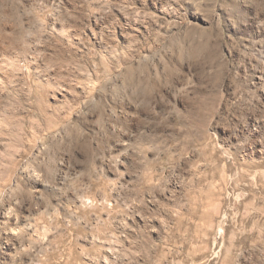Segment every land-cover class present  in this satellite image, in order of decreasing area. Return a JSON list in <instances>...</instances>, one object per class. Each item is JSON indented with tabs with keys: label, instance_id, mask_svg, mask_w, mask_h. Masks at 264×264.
I'll use <instances>...</instances> for the list:
<instances>
[{
	"label": "rangeland",
	"instance_id": "rangeland-1",
	"mask_svg": "<svg viewBox=\"0 0 264 264\" xmlns=\"http://www.w3.org/2000/svg\"><path fill=\"white\" fill-rule=\"evenodd\" d=\"M0 264H264V0H0Z\"/></svg>",
	"mask_w": 264,
	"mask_h": 264
},
{
	"label": "bare ground",
	"instance_id": "bare-ground-1",
	"mask_svg": "<svg viewBox=\"0 0 264 264\" xmlns=\"http://www.w3.org/2000/svg\"><path fill=\"white\" fill-rule=\"evenodd\" d=\"M214 176V175H213Z\"/></svg>",
	"mask_w": 264,
	"mask_h": 264
}]
</instances>
